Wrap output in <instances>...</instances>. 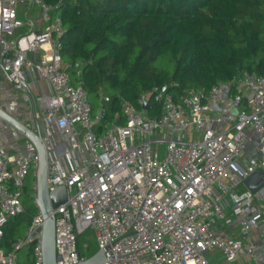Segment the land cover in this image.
Instances as JSON below:
<instances>
[{
  "label": "built area",
  "instance_id": "obj_1",
  "mask_svg": "<svg viewBox=\"0 0 264 264\" xmlns=\"http://www.w3.org/2000/svg\"><path fill=\"white\" fill-rule=\"evenodd\" d=\"M29 1L50 23L38 32L24 31L30 21L0 0L2 68L19 88H25V67L48 80L53 93L47 98L45 122L61 133L69 131L73 150L82 140L89 151L67 172L61 156L49 151V188L64 184L68 190L67 200L53 208L59 264L88 258L79 245L87 229L94 232L98 250H104L103 264H211L206 255L211 249L228 260L249 256L253 264H264L247 202L264 196V184L254 193L239 192L252 173H261L264 180V72L243 71L208 90L177 92L176 81L154 85L151 94L138 98L141 108L122 99V122L107 120L99 131L96 123L104 113L94 114L87 92L64 69L60 37L65 29L61 16L53 14L62 0ZM150 96L160 108L154 116L148 112ZM43 139L48 145L49 138ZM253 149L256 155L241 166ZM39 166L30 139L15 155L0 147V264H17L32 243L34 264H44L39 207L12 248L1 246L9 220L25 211L22 192L31 172L36 203ZM229 209L238 226L235 237L215 227L228 219Z\"/></svg>",
  "mask_w": 264,
  "mask_h": 264
},
{
  "label": "trees",
  "instance_id": "obj_2",
  "mask_svg": "<svg viewBox=\"0 0 264 264\" xmlns=\"http://www.w3.org/2000/svg\"><path fill=\"white\" fill-rule=\"evenodd\" d=\"M54 13L65 29L64 69L93 111L104 113L99 131L107 120L122 122V99L141 108L138 98L154 85L176 81L177 92L208 90L243 71L264 72V0H62ZM149 102V115H157L152 96ZM22 194L25 211L5 226V251L38 208L28 185ZM33 246L17 264H34Z\"/></svg>",
  "mask_w": 264,
  "mask_h": 264
},
{
  "label": "crops",
  "instance_id": "obj_3",
  "mask_svg": "<svg viewBox=\"0 0 264 264\" xmlns=\"http://www.w3.org/2000/svg\"><path fill=\"white\" fill-rule=\"evenodd\" d=\"M21 2V8H17L19 16L30 21V24H27L23 29L24 31L33 30L38 32L49 25V20L41 17L38 8L31 5L29 0H21ZM35 56L39 58L40 52H36ZM21 81L25 88L17 87L15 83L8 79L2 68L0 48V108L29 127L39 129L43 136L48 137L49 151L52 155L61 156L60 162L63 170L67 172L71 165L81 162L83 158L89 156L88 149L81 140L80 148L73 150L69 142L70 132L61 133L55 124L49 125L45 122L44 114L47 98L53 93L50 82L40 78L34 70L26 67L21 73ZM99 111L100 108L94 110V114L98 115ZM73 126L76 128L77 124ZM252 138L254 141L255 136L252 135ZM27 139L18 129L0 117V147H5L10 155H15L24 150V144ZM256 153V149L251 150L240 160L241 166L248 162L251 157H254ZM238 169L241 168L239 167ZM35 180L36 176L31 172L26 179V185L31 188V192ZM247 190L249 188L242 183L239 192L244 193ZM247 202L249 203L250 217L255 222L252 229V237L259 244L264 257V196H256ZM227 218L225 221H218L215 227L227 236L235 237L238 232V226L231 209L228 210ZM206 255L211 264H253L249 256H240L234 260H228L219 249L208 250Z\"/></svg>",
  "mask_w": 264,
  "mask_h": 264
},
{
  "label": "water",
  "instance_id": "obj_4",
  "mask_svg": "<svg viewBox=\"0 0 264 264\" xmlns=\"http://www.w3.org/2000/svg\"><path fill=\"white\" fill-rule=\"evenodd\" d=\"M143 106L148 108V103L145 102ZM0 117L5 119L28 139L33 141L38 149L40 155V166L37 176L38 197L36 199V203L44 218L42 241L44 264H59L55 244V215L53 208L67 200V187L64 184H60L54 189L49 188V149L43 139L42 132L39 129L29 127L13 115L3 111L1 108ZM243 183L252 193H254L263 186L264 180L262 174L256 172L244 178ZM104 261V250L99 249L92 256L78 264H103Z\"/></svg>",
  "mask_w": 264,
  "mask_h": 264
},
{
  "label": "rangeland",
  "instance_id": "obj_5",
  "mask_svg": "<svg viewBox=\"0 0 264 264\" xmlns=\"http://www.w3.org/2000/svg\"><path fill=\"white\" fill-rule=\"evenodd\" d=\"M4 3L6 5L16 7L19 9L22 6L21 0H4ZM26 198L27 197L24 196V199H26ZM32 203L33 202L30 199L28 204L30 205ZM79 245H80L81 251L84 252L87 257L92 256L95 252L98 251V246H97L95 234L91 229H87L86 231L83 232V234H81L80 240H79ZM24 254H26V251H22L20 253L21 256H23Z\"/></svg>",
  "mask_w": 264,
  "mask_h": 264
}]
</instances>
